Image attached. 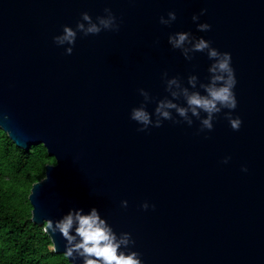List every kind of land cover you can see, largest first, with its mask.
I'll return each mask as SVG.
<instances>
[{
  "label": "water",
  "instance_id": "obj_1",
  "mask_svg": "<svg viewBox=\"0 0 264 264\" xmlns=\"http://www.w3.org/2000/svg\"><path fill=\"white\" fill-rule=\"evenodd\" d=\"M106 8L118 32L78 33L71 55L54 42L82 13L95 21ZM171 11L177 19L161 24ZM177 32L231 53L238 131L228 109L211 131L195 117L138 131L130 115L144 103L140 89L154 98L155 120V101L171 98L163 73L186 87L190 75L209 80L214 61L185 59L168 42ZM0 127L56 158L31 186L34 223L97 208L117 234L131 233L143 264H264V0H0ZM46 233L65 253L62 234Z\"/></svg>",
  "mask_w": 264,
  "mask_h": 264
},
{
  "label": "clouds",
  "instance_id": "obj_2",
  "mask_svg": "<svg viewBox=\"0 0 264 264\" xmlns=\"http://www.w3.org/2000/svg\"><path fill=\"white\" fill-rule=\"evenodd\" d=\"M206 9L201 10L200 15L206 13ZM106 15L98 16L94 21L88 12L81 14V20L77 22L76 28L65 25L63 33L55 36L54 42L58 46L69 45L66 48V54L71 55L76 43L78 33L85 36L98 35L101 31H116L120 29L117 23V17L110 8L104 9ZM200 15H193V22H198ZM177 19L174 11L168 13V17H160V23L170 25ZM198 31L206 32L211 29L208 23H198ZM169 44L174 49L182 51L183 56L187 60L193 59V53L206 52L208 58L214 61L208 71L210 73L207 83H200L196 75L188 77V85L184 86L181 77L168 78V73H163V79L166 84V92L170 97L156 100L155 120L153 114L147 111V104L153 102L154 98L149 92L140 89V94L144 97V103L140 107H135L131 111L130 118L142 125L138 129L140 132L148 130L150 127H161L165 120L174 123L186 122L189 126L193 124V117L200 121V132L205 130L211 131L214 128V121L217 115L224 109L225 118L229 121L233 130L238 131L242 125L239 117H233L232 111L238 106V100L235 94L237 79L235 70L232 67V56L229 52H220L212 47L211 41L200 37L195 38L190 32H177L169 36ZM199 89H203L204 94ZM183 99V105L176 103ZM173 111L182 118L177 120ZM206 114L202 116L201 114ZM7 118V117H5ZM226 158L224 163L228 162ZM247 171L245 167L242 169ZM122 207L127 208L128 201L121 202ZM144 210L149 208V204L145 202L142 205ZM154 207V205L152 206ZM44 231L51 233H60L66 240L65 256L71 259L75 264L76 259L82 258L83 264H143L141 254L137 251H131L130 246L135 245L131 233L121 232L117 234L113 227L97 208H92L85 213L81 209H70L69 212L57 221L47 219L44 221ZM74 233V234H73Z\"/></svg>",
  "mask_w": 264,
  "mask_h": 264
},
{
  "label": "trees",
  "instance_id": "obj_3",
  "mask_svg": "<svg viewBox=\"0 0 264 264\" xmlns=\"http://www.w3.org/2000/svg\"><path fill=\"white\" fill-rule=\"evenodd\" d=\"M55 162L43 143L20 147L0 127V264H72L31 219V186Z\"/></svg>",
  "mask_w": 264,
  "mask_h": 264
}]
</instances>
